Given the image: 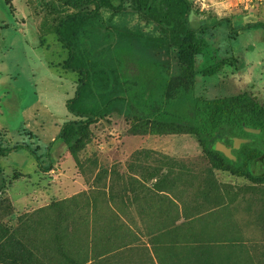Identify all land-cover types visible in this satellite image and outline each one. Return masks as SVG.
<instances>
[{"label":"rangeland","instance_id":"rangeland-1","mask_svg":"<svg viewBox=\"0 0 264 264\" xmlns=\"http://www.w3.org/2000/svg\"><path fill=\"white\" fill-rule=\"evenodd\" d=\"M53 1L0 0L3 143L29 144L43 166L52 167L40 171L28 150L0 159V221L15 222L52 201H64L71 210L76 199L91 231L99 215L100 227L131 230L143 241L147 230L171 229L170 240L201 235L227 244L232 262L264 264V183L217 168L187 130H156L114 113L92 125L90 140L77 154L57 139L61 126L75 119L66 101L80 77L64 68L68 50L57 35L42 33ZM191 1L190 26H209L211 48L199 56L200 64L210 57L234 64L211 77L199 75L197 93L249 91L264 102V28L247 27L264 22V0ZM224 17L232 18L236 31L216 25ZM171 60L177 75L175 53ZM257 170H264V160Z\"/></svg>","mask_w":264,"mask_h":264},{"label":"trees","instance_id":"trees-1","mask_svg":"<svg viewBox=\"0 0 264 264\" xmlns=\"http://www.w3.org/2000/svg\"><path fill=\"white\" fill-rule=\"evenodd\" d=\"M193 8L191 0H56L49 4L42 33L57 35L68 50L64 68L80 77L75 95L66 101L75 119L66 121L57 136L72 154L85 148L93 124L117 113L156 130H187L217 168L264 183V170H257L264 160V102L249 91L216 97L197 93L199 75L211 77L234 64L228 58L213 57L200 64L199 56L211 48L205 36L209 26H190ZM178 24L173 35L172 28ZM224 24L236 31L231 17L217 19V26ZM247 27L264 28V22ZM172 53L178 58L177 75L172 74ZM235 137L252 139L233 148L237 160L214 149L217 141L233 144ZM22 150L30 151L40 171L52 169L43 166L31 145H4L0 131V159ZM70 204L71 210H66L69 205L64 201H52L15 222L0 221L2 263L245 264L232 262L227 244L204 240L201 235L180 241L168 239L171 229L147 230L148 239L143 241L131 230L100 227L99 215L91 231L76 199Z\"/></svg>","mask_w":264,"mask_h":264},{"label":"water","instance_id":"water-1","mask_svg":"<svg viewBox=\"0 0 264 264\" xmlns=\"http://www.w3.org/2000/svg\"><path fill=\"white\" fill-rule=\"evenodd\" d=\"M249 132L259 133L260 129H254V128H246ZM252 139L250 138H241V137H235L234 138V144H227L224 141H217L214 144V149L219 150L223 152L227 157L237 160V156L233 154L232 149L234 147H239L241 143H248L251 142Z\"/></svg>","mask_w":264,"mask_h":264},{"label":"flooded vegetation","instance_id":"flooded-vegetation-1","mask_svg":"<svg viewBox=\"0 0 264 264\" xmlns=\"http://www.w3.org/2000/svg\"><path fill=\"white\" fill-rule=\"evenodd\" d=\"M234 144V143H233ZM235 148V147H234ZM233 150V149H232Z\"/></svg>","mask_w":264,"mask_h":264}]
</instances>
